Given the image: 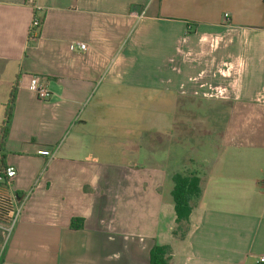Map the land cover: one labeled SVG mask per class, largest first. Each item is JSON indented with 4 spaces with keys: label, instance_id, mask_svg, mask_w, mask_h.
<instances>
[{
    "label": "crops",
    "instance_id": "1",
    "mask_svg": "<svg viewBox=\"0 0 264 264\" xmlns=\"http://www.w3.org/2000/svg\"><path fill=\"white\" fill-rule=\"evenodd\" d=\"M35 9L45 18L32 43ZM17 77L2 154L17 173L10 192L27 196L0 264H151L156 245L169 264L264 263V139L229 124L185 157L201 192L178 224L164 193L183 170L156 162L159 147L146 142L143 159L142 140L113 139L106 111L114 90L157 89L230 104L231 125L264 122V0H0V125ZM36 77L47 101L30 89Z\"/></svg>",
    "mask_w": 264,
    "mask_h": 264
},
{
    "label": "rangeland",
    "instance_id": "2",
    "mask_svg": "<svg viewBox=\"0 0 264 264\" xmlns=\"http://www.w3.org/2000/svg\"><path fill=\"white\" fill-rule=\"evenodd\" d=\"M175 96L162 94L157 89L155 92L142 89L112 91L109 94L111 104L106 111L110 115L112 131L118 133V137L113 139H121L122 142L127 141V143L129 141V146L135 138L142 140V144H137L135 148L143 155V159L147 145L153 148L159 147L156 154L154 151L155 161L160 163L168 161L170 169L174 168L175 172L183 170V173L190 172V170L184 171L185 168L181 167L184 158L190 154L192 157H200L204 150L209 149V143L215 141L216 133L228 128L229 124L230 132L241 131L247 138L255 139V143L264 139V122L256 126V121L248 117L249 120L247 118L245 121H239V118L231 125L232 105L229 106L230 104L191 101L181 96L179 100H175ZM238 121L242 124H238ZM211 131L213 134L208 135ZM145 143L147 145L144 146ZM242 145L246 147V143L243 142ZM118 147H123V144L113 141L112 148ZM196 149L202 152L194 156L193 152ZM195 161L199 162L200 159L197 158ZM258 161L264 166V154L262 160ZM143 171L146 173L148 169ZM165 186V190L172 189L173 183L169 182ZM164 196L166 203L164 218H166L168 206L173 205V200L168 192H165ZM165 223L166 219L163 225Z\"/></svg>",
    "mask_w": 264,
    "mask_h": 264
},
{
    "label": "trees",
    "instance_id": "3",
    "mask_svg": "<svg viewBox=\"0 0 264 264\" xmlns=\"http://www.w3.org/2000/svg\"><path fill=\"white\" fill-rule=\"evenodd\" d=\"M28 3L34 6V0H27ZM34 17H38L41 20V24L44 22V15L39 16L38 11L34 10ZM41 25V28H42ZM30 36V35H29ZM30 41V39H29ZM31 42V41H30ZM35 43V42H32ZM18 91V77L13 84L8 102L6 104L4 121L0 125V241L4 242L7 236L6 229L10 228L15 212L16 204H20L27 196L23 192H10V184L6 174V158L2 154L5 140L9 134L10 126L13 120L15 103ZM171 181L173 183V189L171 196L174 202L176 222L182 224L188 222L192 213L191 201L198 198L201 192L200 185L201 179L197 172L189 173H175ZM83 219H72L70 227L71 229H80L82 227ZM169 246L156 245L151 250L150 260L151 264H169ZM264 264V263H259Z\"/></svg>",
    "mask_w": 264,
    "mask_h": 264
},
{
    "label": "built area",
    "instance_id": "4",
    "mask_svg": "<svg viewBox=\"0 0 264 264\" xmlns=\"http://www.w3.org/2000/svg\"><path fill=\"white\" fill-rule=\"evenodd\" d=\"M143 14H141V16ZM228 17H229V14H226L225 18H228ZM41 25H42L41 20L38 17H33V21L31 23V26L29 29V35H30L29 39L31 42H36L39 39V37L41 35V30H42ZM77 46L82 50L85 49L84 44L77 43ZM30 89H31V91H33L36 94L37 98L40 101H47L51 96L50 90L48 89L46 84L44 82H42V80L38 77L33 78L32 82H31ZM39 154L44 156V157H52L53 156L51 152L46 151V150L40 151ZM5 171H6V174H7L9 181H11L17 174L14 167H7ZM21 210H22V205L17 207L13 223H12L11 227L7 229L8 233L11 232L14 223L16 222L18 216L21 213Z\"/></svg>",
    "mask_w": 264,
    "mask_h": 264
}]
</instances>
